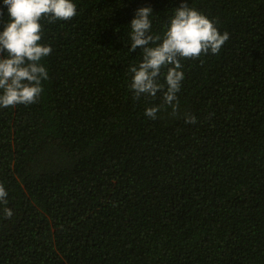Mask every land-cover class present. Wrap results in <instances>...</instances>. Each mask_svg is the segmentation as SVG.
<instances>
[{"label": "trees", "instance_id": "obj_1", "mask_svg": "<svg viewBox=\"0 0 264 264\" xmlns=\"http://www.w3.org/2000/svg\"><path fill=\"white\" fill-rule=\"evenodd\" d=\"M181 2L41 21L43 92L0 109V264H264V0H187L229 39L182 61L173 112L129 90L127 26L150 6L158 35Z\"/></svg>", "mask_w": 264, "mask_h": 264}, {"label": "clouds", "instance_id": "obj_2", "mask_svg": "<svg viewBox=\"0 0 264 264\" xmlns=\"http://www.w3.org/2000/svg\"><path fill=\"white\" fill-rule=\"evenodd\" d=\"M7 21L0 27V109L35 103L43 92L49 72L42 61L52 53L43 42L42 20L68 21L77 15L76 0H0ZM153 9L140 7L127 26L129 53L139 48L140 59L127 66L129 90L135 98L161 97L173 112L185 79L182 61L201 55L218 54L229 39L216 22L182 0L168 18L163 31L153 34ZM0 15L4 8H0ZM160 106L147 107L144 115L156 119ZM185 123H197L186 115ZM8 190L0 183V203H6ZM4 214L12 216L5 208Z\"/></svg>", "mask_w": 264, "mask_h": 264}]
</instances>
